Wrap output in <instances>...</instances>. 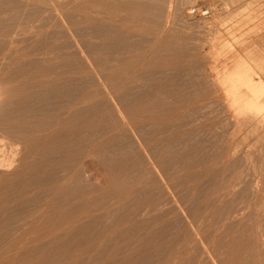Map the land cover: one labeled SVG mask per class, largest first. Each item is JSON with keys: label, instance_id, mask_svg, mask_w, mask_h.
Listing matches in <instances>:
<instances>
[{"label": "rangeland", "instance_id": "1", "mask_svg": "<svg viewBox=\"0 0 264 264\" xmlns=\"http://www.w3.org/2000/svg\"><path fill=\"white\" fill-rule=\"evenodd\" d=\"M14 1L16 2V8L13 11H15L17 16L7 20L6 23L15 32L18 40H26L22 42L21 48L19 47V53L37 48V45L43 40H48L46 41V45H50V49L59 45L66 46L70 44L71 48L74 44L76 47L77 44L79 48L84 49L85 44L96 45L109 41L118 36V34L127 35L129 40L128 42L125 41V44L130 46L131 49L129 51L119 54L90 52V54H87L89 55L88 57L83 52L81 53L82 56L78 52L76 54L78 60L75 59L77 62L74 61L68 65L72 69L73 67L75 68L73 72H70L72 70L67 66L65 68L63 67L65 70L62 69L63 74L61 76L65 80L71 79L70 84L77 83V85H82V81L83 84L86 82V85L84 84L86 89L78 95V99L82 98L88 91L90 93L95 92V96L98 98L93 96L92 99L94 100H91L94 101V104L95 99H99V97L107 102V104L112 103L113 97H111V93L109 92L111 90L108 89V85L103 83L101 77L108 74L111 67L114 68L120 65L122 72L118 76L123 77L139 68L144 70L148 67H154L157 57L166 56L168 59H171L173 57L172 51L175 50L173 48L179 50L176 53L178 55H174V57H178V61L182 64L177 67L182 74L179 75L182 76L185 83H189L191 80L193 81L194 77L198 79V83L195 86L193 84L190 86V84L182 82L183 86L188 85V88L186 86L184 87L188 90L186 94L189 99L183 105L180 104L181 107L178 105L176 112L178 111V115L180 113L179 117H186L181 113L189 115L188 123V117H186L184 125L185 123L187 124L185 126L183 125L185 128L188 127L183 130H188L187 132L191 133V136L189 135L191 140L193 139L190 142V147H187V150L191 151L195 145L196 150L192 153L194 158L201 162V165L196 166L191 164L192 167L187 166L188 168L185 167V169H182L181 167L183 166H181L177 168L178 170L175 172L172 171L168 175L158 171L155 164L147 160L149 157L146 149L142 148L141 151L142 153L144 152L143 155L146 157L145 168L150 172L147 178L149 177L148 179L150 181H155L156 183V189L152 188L151 191L153 195L163 193L164 197H170L166 182L180 177L183 180H188L190 174H194L197 176V180L191 179L196 181L188 182L191 186L189 185L187 196L191 198L198 196L199 200H201L196 203L193 209H188L187 205L178 202V197L175 196L166 207L168 208L170 206L169 208H171L172 206L174 213L169 215L168 218L173 216L178 217V225L175 226L176 228H172L170 232L162 234L157 241H151L148 246H143V244L141 245L139 243L142 242L143 238L146 239L147 234L149 235L148 230H154L153 226L155 225L147 227V232L144 229L137 230L140 234L145 232L146 235L141 234L142 236H139V233L136 231L133 234L136 237L130 236L129 239L122 240L123 236L120 231L125 228V222L112 224L111 221L114 218H110V220L101 219V222L103 221L102 225L101 222V226L99 225L101 231L98 229L95 230V233L88 232L82 237L79 244H71L59 249H52L55 241L77 224L88 220V215L90 214H87V212L89 209L85 213L78 214L73 212L72 216L67 215L62 217L63 214H57L56 217H46L43 214L44 211L42 208L44 207V202L42 200L37 203H29L26 208L31 210L28 225H25L23 227L24 229H12L8 237L9 239L0 243V264H234L242 252L247 254L244 259L246 264H264V116L255 114L241 115L239 111L242 105H239L238 111L234 112L229 105L223 103L224 93L212 82L213 76L206 71L210 57L217 50L224 53L239 54L242 57H245V53L256 54L259 52L264 54V0H159L161 11L159 13L160 17L157 19V27L154 25L150 26L151 21L149 19H143L141 17L138 19L135 18L134 14L132 15L134 10L131 6L136 5V3L128 1ZM121 2L123 3L122 5ZM168 3L170 7L172 6V10L170 9L172 16H170V20L165 26L164 16L168 9L166 7ZM77 5H81L82 8H75ZM70 10H72V16L75 20L73 19V22L70 20L64 21L61 17L64 18L65 14L69 13ZM192 10L194 12H191ZM141 11H139L140 14ZM244 11L245 13H243ZM56 13H59L60 16L59 14L57 16ZM54 21L56 22L53 23ZM62 21L64 23H60ZM69 22L71 23L69 24ZM246 26L249 28L254 27L255 29L249 30ZM96 29H100L106 32V34L101 36L82 34L83 31H95ZM167 30L168 32H166ZM246 30L252 32L250 33ZM240 34L244 36L242 37ZM238 36L242 37L243 41H239L238 43L233 41ZM164 38V45L170 46L168 50L159 49L160 42ZM230 40H232L233 45ZM223 44H231L233 48L231 51L226 49L227 46L223 49ZM75 47L72 49L76 53L77 50ZM47 49L45 47L41 54L37 53L38 50L32 53L30 52L26 56L18 54V56L16 55L13 58V62L12 59L11 63L9 61L5 62L6 64L3 63L0 65V87L3 89L0 104H3L1 107L6 108L0 109V113L2 110L6 111L1 113L2 115L29 117L30 114L23 115L15 108L17 104L21 103L20 100L23 101L25 99H22L20 95L25 88L32 87L33 91H35L37 90L35 85L48 80V77L42 74L41 69L38 70L43 62L48 59V61H53L52 59L55 57L54 53L53 56L51 55L50 50L48 51L50 54L48 56L46 54ZM72 49L70 50L73 51ZM63 51L65 53L69 50L64 49ZM78 54L80 55L79 57ZM262 57V62H264V55ZM110 58L115 60L109 62ZM90 59L94 61L99 60L100 62L94 66L95 64ZM26 60L29 63L28 65L24 63ZM220 60L230 61L223 57ZM85 61L89 63L87 64ZM19 62H21V65ZM32 62L34 63L32 64ZM23 65L27 67L25 66V68ZM251 65H254L252 61ZM2 67L3 72L1 71ZM92 68L94 69L92 70ZM19 69L21 72H18ZM171 69L174 70L173 68ZM260 69L264 71V65ZM80 71H84L83 74ZM2 73H4V76L7 74L5 76L6 78ZM10 75H15L14 79ZM98 76L100 79L96 78ZM262 76L264 79V74ZM35 77H37V80ZM81 77L83 80L80 81L79 78L81 79ZM85 79H88V81ZM89 79L92 81L90 82ZM23 82L26 83L24 84ZM3 84L7 87L3 86ZM256 86L259 87L260 84H256ZM9 89H12V94H7ZM107 89L108 91H106ZM240 91H246V88L241 86ZM4 92L6 95H4ZM3 96H8L7 99L9 100ZM82 99H80L82 101L80 102L74 98V105L78 104L77 106L81 108H85V106L95 107L92 101V105H90V100ZM5 101L10 102L7 103ZM71 101V104L65 107L66 110L64 108L62 110L63 112L61 111V117H68L72 113V109H68L73 105ZM112 108L117 121L122 123L117 109ZM12 109H15V112ZM136 119L138 120L139 118ZM125 122L127 124V121ZM22 128L25 130V127ZM49 130L51 129L37 133L34 130L29 133L30 136L37 134L43 136ZM127 130L129 136L135 138L136 141L137 138L133 136L134 134L131 129ZM111 133L109 132L106 135H110ZM181 134L183 135L184 133L182 132ZM182 135H180V138H182ZM192 136L194 137L192 138ZM200 140L204 141V146L201 151L196 148L197 143H202ZM136 145L138 146V143ZM177 147L178 149L183 148L180 144ZM21 154H23L22 156L27 155L24 147H22ZM18 164L15 169L9 170L8 172L5 171L4 173L19 171V167L21 166H18ZM99 173H94L93 179L95 181H93L96 185L100 184L105 186V175L102 172ZM212 180L213 182H211ZM137 182L133 181L132 184H129L131 185V190H138L140 188ZM6 184V182L0 181V194L6 192L9 187V184ZM152 185L155 184L152 183ZM157 186L159 187L158 189ZM242 189H246V192L243 197L238 198V194ZM33 192H29V195H32ZM84 198L87 200L89 196L85 195ZM125 198L123 201L125 203V209L117 212V215L123 213L124 216L126 215L124 217L125 220L127 219L126 223H129L132 221L129 215L131 213L130 210L136 206V201L134 199L132 200L131 197ZM99 201L101 205L105 203L104 207L98 204L99 206L95 207L92 211L90 210L89 213L103 215L104 211L112 209L116 205L115 202H119V199L112 197L111 199L106 198L102 200L100 197ZM223 207L225 209L230 208V210L221 212ZM124 211L126 214H124ZM133 220L148 221V216L138 215ZM243 235L251 236L252 243L244 241L230 243V241L232 242L234 240L233 238H242ZM110 241L112 243L111 246H109L111 244ZM102 243L107 249L101 245ZM127 246L128 248L126 249ZM141 246L143 247L142 250L138 248Z\"/></svg>", "mask_w": 264, "mask_h": 264}, {"label": "bare ground", "instance_id": "2", "mask_svg": "<svg viewBox=\"0 0 264 264\" xmlns=\"http://www.w3.org/2000/svg\"><path fill=\"white\" fill-rule=\"evenodd\" d=\"M122 1L136 3V5L131 6V8L134 10L132 15L134 14L137 19L140 17L146 19L144 14L149 8L161 9L159 7V0ZM15 3L16 2L14 0H0V65L9 61V63H11V60L16 55L18 56V54L26 56L29 55L30 52L32 53L36 50H38V54H41L45 47L48 48L47 53H45L49 56L50 54L48 51L50 50L49 52L52 53L51 55L53 56L54 53L55 57L52 59L53 61H48V59L42 63L41 67L39 66L40 68L38 67V70L41 69L42 74L45 75V77H48V80L46 82H41L40 80L41 83H38L37 85L34 84L37 90L33 91L32 87H27L20 94L22 99H25L23 101L20 100L21 103L17 104L15 109L23 115H26L27 113L28 115L30 114L29 117H15L11 116L9 112L7 113H9L8 115L10 116L5 114L2 115L1 113L6 112L3 110L0 113V181L9 184V189L7 188L4 194H0V243L9 239L8 237L10 236L12 229H24L23 227L28 225L29 217L31 216V214H29L31 210L26 209L28 204L37 203L41 200L44 202V207L42 209L44 211L43 214L46 217H56L57 214H63L62 217L67 215L72 216L73 212L78 214L85 213V211L89 209L87 212V214H90L88 215V220L77 224L75 227L67 231L65 235L59 237L55 241L52 249L64 248L71 244H79L84 235L88 232L95 233V230L100 228L103 222H101V219L110 220V218H114L113 221H111L112 224L125 222V228L120 231L123 236L122 240L129 239L130 236H133L138 229H144L147 232V227L155 225L153 226L154 230L149 229V235L147 234V237H145L146 239L143 238L142 242L139 244L148 246L151 241H157L162 234L170 232L172 228H176L175 226L179 223V219L176 216L168 218L169 215L174 213V211L172 206L171 208H169L170 206L168 208L166 207L175 196L178 197V202L185 203L188 209H193L196 206V203L201 200H199L198 196H194V198L187 196L190 185L188 182L193 181L191 179L197 180V176L194 174H190L188 180H183L180 177L175 178L170 182H166L170 197H164L163 193L153 195L151 191L152 188L156 189V183L155 181H150L148 179L149 177L147 178L150 172L145 168L146 157L143 155L144 152L142 153L141 151L142 148L146 149L149 157L147 160L154 163L158 171L168 175H170L172 171L175 172L178 170L177 168L181 166L184 167H181L182 169H185V167L188 168L187 166H191V164L196 166L201 165V162L196 160L192 153L196 150L194 147L195 145L193 144L194 146L193 148L191 147V151L187 150V147H190V142L193 140H191L190 137L191 133H188V130H183L185 128L183 127L184 122H186V117L189 115L181 113L186 117H179L180 113L178 115V111L176 112V109L178 108L177 106H180V104L183 105L185 102H188L189 99L186 94L188 91L186 87L188 85H184L186 87L183 86L185 81H183L182 76L179 75L181 73L177 69V67L182 64L178 61V57H174L179 50H177V48H173L175 50L172 51L173 57L171 59H168L166 56L157 57L154 67H148L144 70L139 68L123 77L118 76V74L122 72L120 65L115 66L114 68L111 67L109 73L101 77L103 79V83L108 85V89L111 90L109 92L111 93V97H113L112 103L107 104V102L99 97V99H95L96 101L94 104V101H92L94 99L92 98L96 94L95 92H93V94L88 91L82 98H85L84 100H90V105H92V101L95 107H86L83 104L85 108H81L77 106L78 104L74 105L73 100L74 98L78 101L82 99H78V95H80L83 90L85 91L86 82L84 83L85 85L83 84V81L81 82L82 85H77V83L73 85L70 84L71 79L65 80L61 76L63 74L62 69H64L65 66L68 67L70 63L78 60L76 57L78 52H80V55L82 52L84 55L90 54V52L109 54L125 53L131 49L130 46L125 44V41L128 42L129 38L126 34H118L115 38L100 44H85L84 49L79 48L77 44L75 47L74 44L73 47L76 48V53L75 50L72 49L73 47L71 48V44L66 46L59 45L50 49L51 46L46 45V41L48 40H43L39 45H37V48L19 53V47L21 48V44L25 39L18 40L15 32H13L10 25L6 23L7 20L17 16L15 11H13L16 8ZM122 4L123 3L121 2V5ZM166 7H168V9L164 16L165 26L170 20V16H172L170 14L172 6L170 7L168 3V6ZM75 8L81 9L82 6L77 5ZM139 11H141V14ZM245 11L243 13H245ZM191 12L194 11L192 10ZM58 14L59 13H56L57 16ZM203 14H205V12H203ZM2 15L4 16L2 17ZM235 15L237 16V14ZM61 18L64 19V21L70 20L73 22L74 18L72 16V10L65 14L64 18ZM64 21L60 23H64ZM55 22L56 21L53 23ZM71 22H69V24ZM151 25L156 26L152 23L150 26ZM253 28L250 27L249 30H252ZM166 32H168V30ZM82 34L89 36H101L105 35L106 32L96 29L95 31H83ZM241 34L240 36H242ZM239 38L240 37L238 36L237 38H234L233 41L238 43L237 40ZM164 41L165 38L160 42L161 44L159 45V49L168 50L170 46H165ZM230 41L232 42V40ZM223 45V49L227 46L226 49L231 51L233 48V42L232 45ZM64 49H68L69 51L64 53ZM79 54L78 57L80 56ZM262 54L263 53L257 52L256 54H251L249 57H242L239 54L224 53L217 50L210 57L209 63L207 64L208 67H206V71L213 76L212 82L217 85L221 92L224 93L223 103L229 105L234 112H237L238 106L242 105V108L239 111L241 115L255 114L264 116V79L262 78L264 71L260 69V67L264 65V62H262V56L264 54ZM177 55L178 54L175 56ZM88 56L89 55H87V57ZM83 57L85 58V56ZM221 57L227 58V60L230 61H221ZM17 59L19 60V58ZM90 60L93 61L95 64L94 66L98 65L100 62L99 60ZM113 60L115 59L110 58L109 62ZM13 61L14 59L12 62ZM88 61H85V63L88 64L90 62ZM251 61L252 64H254L253 66L251 65ZM20 63L21 62H19V64ZM24 63H26V65L29 64L27 63V60ZM33 63L34 62H32V64ZM81 63L83 64V62ZM2 69L3 67L1 68V71ZM74 69V67L73 69L71 68L72 71L70 72H73ZM93 69L94 68H92V70ZM18 72H21L20 69ZM80 72L83 74L84 71ZM2 75L4 76V73H2ZM15 75H10V77L13 76L11 78L14 79ZM31 75L33 74L31 73ZM68 76L70 77V75ZM35 78L37 80V77ZM96 78H99V76ZM36 80L34 79V81ZM79 80H83L82 77L81 79L79 78ZM86 81H88V79ZM89 81L91 82L92 80L89 79ZM197 83L198 79L194 77L193 81L191 80L189 83L185 84H190V86L193 84L195 86ZM255 83L260 84V86L257 87ZM3 86L6 85L3 84ZM241 86H244L246 91H240ZM108 89L106 91H108ZM11 90L9 89L7 94H12ZM94 90L96 89L94 88ZM2 91L3 89L0 87V99L3 94ZM4 95H6L5 92ZM7 97L8 96L5 98L7 99ZM95 98L98 97L95 96ZM77 100L76 102L78 103ZM70 101L73 105L68 109H72V113L69 116L66 115L68 117H61V111L66 106L71 104ZM5 102L9 103L8 101ZM2 105L0 104V109L3 108L1 107ZM112 107L117 109V113L120 116L122 123L117 121ZM3 109L6 108L4 107ZM15 109H12L13 112H15ZM136 118L139 119L137 120ZM188 120L189 117L187 118V123ZM125 121H127V124ZM187 123H185V125ZM188 125L190 126V124ZM53 126L54 128H52ZM22 127H25V130ZM48 129L51 130L45 132L43 136L39 134L30 136L29 133L34 130L37 133ZM127 129H131L134 134L133 136L137 138L136 141L135 138L129 136ZM109 132L114 133L106 135L107 133L109 134ZM177 132H183L184 134H177ZM179 134L182 135V138H180ZM193 137L194 136H192V138ZM136 142L138 143V146L136 145ZM200 142L202 143L198 144L196 142V148L197 150L199 149V151H201L204 146V141L200 140ZM178 144L182 145L183 148L178 149ZM22 147L26 149L27 155L22 156ZM19 162L20 164H18ZM17 164L18 166H21L19 167V171L4 173L5 171L8 172L9 170L15 169ZM95 172H102L105 175V186L100 184L96 185L94 182L95 180L93 179ZM133 181H138L137 185H140L138 190H131V185L129 184H132ZM211 182H213V180ZM152 183L155 185H152ZM158 188L159 187L157 186V189ZM194 189L192 188V190ZM31 191L34 192L32 195H29V192ZM255 191L256 190L254 189V192ZM245 192L246 189H242L238 194V198L243 197ZM126 193L128 194L126 195ZM85 195L89 196L87 200L84 198ZM100 197L102 200L115 197L119 199V202H115L116 205H114L112 209L104 211L103 215L89 213L90 210L92 211L95 207L101 205L99 204L101 203V200L99 201ZM125 197H131L132 200L134 199V201H136V206L131 208L130 214L128 213L132 218V221H128L129 223H126L127 219L125 220L124 218L126 215L124 216L123 213L117 215V212L125 209V203L123 202L126 199ZM224 210L229 211L230 208L225 209V207H223L221 212ZM124 214H126L125 211ZM138 215L148 216L149 222L147 220H133ZM137 232L139 233V231ZM144 233L141 234L146 235V233ZM141 234L139 233V236ZM233 239L234 240L232 242L230 241V243L243 241L252 243V237L249 235H243L242 238L236 237ZM101 245L103 246V243ZM111 245L112 243L109 244V246ZM127 248L128 246L126 249ZM138 248H141L140 250H142L143 247L141 246ZM246 255L247 254L242 252L234 264H246L244 261Z\"/></svg>", "mask_w": 264, "mask_h": 264}, {"label": "crops", "instance_id": "3", "mask_svg": "<svg viewBox=\"0 0 264 264\" xmlns=\"http://www.w3.org/2000/svg\"><path fill=\"white\" fill-rule=\"evenodd\" d=\"M160 11L161 9L149 8L148 10L145 11L144 16H146V19H149L151 21L150 23L157 25V22H158L157 19L160 17V14H159ZM237 41L238 42L243 41V38L240 37ZM249 56H251V53H245V57H249Z\"/></svg>", "mask_w": 264, "mask_h": 264}]
</instances>
